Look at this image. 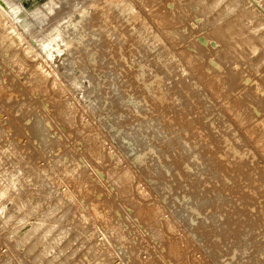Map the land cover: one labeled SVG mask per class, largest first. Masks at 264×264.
I'll list each match as a JSON object with an SVG mask.
<instances>
[{
  "label": "rangeland",
  "instance_id": "rangeland-1",
  "mask_svg": "<svg viewBox=\"0 0 264 264\" xmlns=\"http://www.w3.org/2000/svg\"><path fill=\"white\" fill-rule=\"evenodd\" d=\"M73 1L64 12L45 11L47 30L36 27L43 21L31 36L18 28L21 45L0 27V264H264V0H237L229 14L223 6L236 0L210 13L212 0H102L106 8ZM75 3L87 7L83 20L91 16V25L82 21L88 36L96 34L89 40L80 25L86 33L68 34L73 45L58 42L60 53L45 61L35 37L61 20L65 26L70 13L77 20ZM232 25L254 49L230 36ZM40 66L51 77L40 78ZM140 85L151 88L153 109ZM147 143L150 154L137 159ZM124 177L129 194L117 187ZM151 202L159 225L170 226L161 237L150 234L154 218L137 214Z\"/></svg>",
  "mask_w": 264,
  "mask_h": 264
},
{
  "label": "bare ground",
  "instance_id": "bare-ground-1",
  "mask_svg": "<svg viewBox=\"0 0 264 264\" xmlns=\"http://www.w3.org/2000/svg\"><path fill=\"white\" fill-rule=\"evenodd\" d=\"M65 1V0H64ZM67 1V0H66ZM65 1V2H66ZM75 1V0H74ZM74 1H73V3H74ZM85 1V0H84ZM93 1V0H92ZM112 1V0H111ZM123 1V0H122ZM203 1L204 0H199V3H203ZM220 1H222V0H212L211 1V6H210V8H207L206 9V12L207 13H210L213 9H214V7L216 6V5H218V3H220ZM65 2H61L63 5L65 4ZM79 2H80V0H79ZM90 2H91V0H90ZM99 2V0H97V3ZM101 2H102V0H101ZM103 2H105L104 0H103ZM101 3L102 4V7L104 6V4L105 3ZM109 2V1H108ZM107 2V3H108ZM121 1L119 0V2L118 3H120ZM125 2H127L126 0H125ZM130 2V1H129ZM133 2V1H132ZM55 3V5H56V3H58L57 2V0H56V2H54ZM54 3H53V0H45L43 3H41V4H38L37 6H32V7H30V6H24V4L22 3V1L21 0H18V1H14V0H0V27H2V29L4 28L6 31H7V33H6V38L8 39V41L10 40L13 44L14 43H21V36H22V34H23V32L21 31V34H19L18 33V28L19 29H21V30H24V32L25 31H27V34L29 35V33H28V31H30V28L32 29V32L33 31H35V28H32V25H33V23L35 22V23H42V21L44 22V19H45V21H46V24H47V21H48V19H49V21H51L50 20V18H48L47 19V17H50V16H47V17H45V15H48V14H46L45 13V11L47 10V11H50L51 9H52V7H53V10H54V8H55V10H56V8L57 7H59L60 9L62 8L61 7V5L59 6V5H57V7H55V5H54ZM85 3H88V1L86 2L85 1ZM95 3V2H94ZM110 3H112V2H110ZM116 3V2H115ZM115 3H113L112 5H113V7H115ZM118 3L116 4V5H118ZM131 3V2H130ZM237 3H238V1L236 0L235 2H232V1H230L228 4H225L223 7V9H225L226 10V13L227 14H229L231 11H233L235 8H236V5H237ZM60 4V3H59ZM68 4V3H67ZM71 4V3H70ZM78 5H76V3L74 4V11H76L77 12V15H78V19L76 20V18H73L72 19V14L70 13V14H68L67 15V17L65 16V20L67 21L66 22V25L65 26H63L62 27V25H61V27H59L60 26V23L61 22H63V20H61V22L59 23V26H58V23L57 24H53V26L51 27V28H48V31H47V34L46 35H44V34H42L40 37H39V35H38V39H36V37H35V43L36 42H38V46H39V48H40V51H41V53L43 54V57H44V59H45V61H47V60H50L51 61V59L53 60V58H52V53H53V51H57L58 53H60V51L59 50H55L58 46L56 45L58 42H60V43H62L65 47H66V49H67V46H69L70 44L71 45H73V43H74V41H73V37L74 36H72V38H71V36L69 37V36H67L68 34H71V32H72V35L74 34L73 33V31H75V33H78V32H80V31H78L77 29H80L81 30V26L80 25H83V27L84 28H86L85 26H84V24L83 23H90L91 22V19L89 20V22H87L86 20H87V18L89 17V15H88V17H86V20H85V22H83L82 23V21H84L83 20V18H85L84 17V15L86 14V11H87V7H83V8H86V10H78V8L79 7H77V6H79L80 5V7H82V5H83V2L80 4V3H77ZM100 4V5H101ZM109 4V3H108ZM122 4V3H121ZM121 4H119V5H121ZM128 4V3H127ZM135 3H133V5H134ZM141 4H143V1H141ZM107 5V4H106ZM111 5V4H110ZM125 4H123V5H121L122 7L121 8H124L125 9V6H124ZM131 5V4H130ZM132 5V6H133ZM65 7H67V6H71V5H64ZM95 6H96V3H95ZM97 6H98V4H97ZM124 6V7H123ZM72 7V6H71ZM71 7H69L70 9H71ZM105 8H106V6H104ZM110 7H112V6H110ZM51 8V9H50ZM96 8V7H95ZM128 8V7H127ZM126 8V11L127 10H129V9H127ZM90 9H91V6H90ZM94 9V8H93ZM120 9V7L118 8V10ZM57 10H59V9H57ZM56 10V11H57ZM135 10H136V8H135ZM93 11V10H92ZM103 11V10H102ZM101 11V12H102ZM123 10H121V13L122 14H124L123 12H122ZM25 13V14H27L28 16H27V18H25L23 21L22 20H19L20 19V14L21 13ZM52 12V11H51ZM61 12H64L63 11V8H62V11ZM106 12V11H105ZM104 12V13H105ZM118 12H120V11H118ZM133 11H131V13H132ZM68 12H67V10H66V14H67ZM104 13H103V15H104ZM131 13H129V14H131ZM137 13H139V11H137ZM136 13V14H137ZM52 14V13H51ZM60 14H62V15H64L65 13H60L59 12V15ZM88 14H91V12H90V10H89V12H88ZM135 14V13H134ZM101 15H102V13H101ZM102 15V16H103ZM106 15V14H105ZM104 15V16H105ZM138 15V14H137ZM140 15V14H139ZM61 16V15H60ZM127 16V12H126V14H125V17ZM135 16V15H134ZM44 17V18H43ZM129 18H130V16H128ZM127 17V18H128ZM64 18V17H63ZM89 18H91V16L89 17ZM129 18H128V20H129ZM140 18V17H139ZM103 20H104V18H103ZM53 21H55V20H53ZM101 21V20H100ZM140 21V20H139ZM22 22V24H20ZM93 22V21H92ZM82 23V24H81ZM106 23V22H105ZM18 24V25H17ZM46 24H45V22H44V24L42 23L41 25H39V24H36V27L38 26H40L39 27V31H40V29H41V26L43 27L44 25H45V27H46ZM52 24V23H51ZM50 24V25H51ZM63 24V23H62ZM87 24V25H88ZM102 24V23H101ZM104 24V23H103ZM143 24H144V22H143ZM232 24H233V22H232ZM241 23H239V21H238V18L237 17H235L234 18V24L233 25H236V26H239ZM35 25V24H34ZM89 25H91V24H89ZM88 25V26H89ZM94 25V24H93ZM92 25V26H93ZM145 25V24H144ZM233 25H232V28L231 29H229L230 30V36H232V35H234V37L236 38V39H238V41H239V43L240 44H242L245 48H249L250 47V49L252 50V49H254V46H252V44H249V41H250V39H248V34L247 35H245L244 33H243V31L241 30V28H239L238 27V29L237 30H235V28L233 27ZM79 26H80V28H79ZM104 26H105V24H104ZM141 26V25H140ZM47 27H50L49 25H47ZM47 27H46V29L45 30H47ZM83 27H82V29H83ZM101 27H103V26H101ZM106 27V26H105ZM144 27V26H143ZM216 27V26H215ZM89 28H90V26H89ZM88 28V29H89ZM92 28V27H91ZM91 28H90V30H91ZM144 28H146V27H144ZM34 29V30H33ZM38 29V28H37ZM99 29V28H98ZM98 29H96V32H97V30ZM139 29H141L142 30V27L141 28H139ZM139 29H137V31H138V33H139ZM148 30H149V28H147ZM250 29V28H249ZM248 29V30H249ZM90 30H89V33L91 34V32H90ZM93 30V29H92ZM109 29L107 28V30H106V32L104 31L103 32V34L105 33V35L107 34V31H108ZM38 31V30H37ZM37 31H35L36 33H38ZM42 31V30H41ZM77 31V32H76ZM82 31V30H81ZM83 31L85 32V30L83 29ZM82 31V32H83ZM95 31V28H94V30H93V32ZM98 31H100V30H98ZM102 31H103V29H102ZM136 31V32H137ZM143 31V30H142ZM146 31V30H145ZM31 32V33H32ZM84 32H83V34H84ZM87 32V33H86ZM86 37H89L90 39L89 40H91V37L93 36V35H95V34H93V35H90V36H88V31H87V28H86ZM133 32H134V30H133ZM144 32V31H143ZM26 33V32H25ZM100 33V32H99ZM98 33V34H99ZM111 33V32H110ZM137 33V34H138ZM146 33H148L147 31H146ZM145 33V34H146ZM150 33H152V32H150ZM1 34V33H0ZM26 34V35H27ZM79 34V33H78ZM139 34H141V33H139ZM157 34V33H156ZM32 35V34H31ZM31 35H29V36H31ZM36 35V34H35ZM112 35V34H111ZM148 35H149V33H148ZM76 36V35H75ZM80 36V35H79ZM97 37L98 36H101V34L100 35H96ZM107 36V35H106ZM142 36H143V33H142ZM147 36V35H146ZM157 36V35H156ZM1 37V36H0ZM81 37V36H80ZM84 37H85V35H84ZM83 36L81 37V39H82V42H83V40H84V42H83V44L85 43V41H87L86 43L88 44V38H84ZM140 37H141V35H140ZM148 37V36H147ZM151 37V36H150ZM160 37V36H159ZM29 38V37H28ZM94 38H95V36H94ZM94 38H92V39H94ZM154 38V37H153ZM152 38V39H153ZM31 39H33V38H31ZM96 39V38H95ZM155 39H156V37H155ZM158 39V38H157ZM161 39H163V38H161ZM2 40V39H1ZM34 40V39H33ZM37 40V41H36ZM9 41V42H10ZM155 41V40H154ZM81 42V41H80ZM82 42H81V45H82ZM89 42H91V41H89ZM141 42H142V38H141ZM149 42V41H148ZM156 42V41H155ZM162 42H163V40H162ZM19 43V44H20ZM34 43V42H33ZM85 43V44H86ZM18 44V45H19ZM77 44H78V42L76 43V46H77ZM85 44H84V46H85ZM97 44V43H96ZM151 43H149V45H150ZM153 44H154V42H153ZM152 44V45H153ZM21 45V44H20ZM81 45H80V48H82L81 47ZM89 45V44H88ZM36 46H37V44H36ZM146 46H148V44L146 45ZM256 46V45H255ZM72 47V46H71ZM79 47V46H78ZM95 47V46H94ZM156 47V46H155ZM154 47V48H155ZM26 48V47H25ZM25 48H23V49H25ZM76 48V47H75ZM153 48V47H152ZM22 49V50H23ZM77 49V48H76ZM76 49L74 50V48H73V50H72V52L73 51H75L76 52ZM78 50H79V48H78ZM69 51V50H68ZM71 51V50H70ZM86 51V50H85ZM231 51H235V48H232L231 49ZM32 52V51H31ZM41 53L39 54V55H41ZM65 53H67L66 51H65ZM70 53L71 52H69V55H70ZM87 53V52H86ZM29 54V53H28ZM68 54V53H67ZM75 54V53H74ZM79 54V53H78ZM88 54H89V52H88ZM38 55V54H37ZM58 55H60V54H58ZM72 55V54H71ZM91 55V54H90ZM54 57H55V55H54ZM60 57V56H59ZM43 58H41V60H42ZM55 59V58H54ZM64 59V58H63ZM62 60V59H61ZM67 60V59H66ZM65 60V61H66ZM45 61H42V62H44L43 64H46L47 62H45ZM55 61V60H54ZM64 61V60H63ZM67 62V61H66ZM50 63H52V62H50ZM60 63V62H59ZM70 62H68L67 64H69ZM72 63V62H71ZM56 64V63H55ZM61 64V63H60ZM127 64V63H126ZM54 65V64H53ZM128 65V64H127ZM50 66H52V64L50 65ZM54 66H57V65H54ZM143 67V66H142ZM38 68V67H37ZM43 68H45V67H43V66H40L39 67V69H38V73H39V77L40 78H48V77H51V73L48 71V70H43ZM48 68L50 69L51 67H49L48 66ZM55 68V67H54ZM144 68V67H143ZM68 69V68H67ZM83 70L81 69V71L80 72H82ZM140 71H142V70H140ZM52 72V71H51ZM70 72V71H69ZM85 72V71H84ZM56 75H58L57 74V70H56ZM59 73V72H58ZM65 73V72H64ZM66 73H67V70H66ZM65 73V74H66ZM140 73V72H139ZM143 73V72H142ZM52 74L54 75V72H52ZM63 74V72H61L60 73V75H62ZM81 74V73H80ZM55 75V76H56ZM137 75H141L140 76V83L142 84V82H145V81H141V77H144V76H142L143 74H137ZM154 76L156 77L155 79L157 80V75H153L151 78L153 79L154 78ZM62 77V76H61ZM63 77H64V75H63ZM62 77V79L64 80L65 78H63ZM66 77H68V75L66 76ZM81 77H82V75H81ZM84 77H85V75H84ZM136 78V77H135ZM158 78H159V76H158ZM68 79V78H67ZM74 79V78H73ZM78 79H80V78H78ZM78 79H76V80H78ZM83 79V78H82ZM82 79H81V81H82ZM47 80V79H46ZM49 80V79H48ZM51 80V79H50ZM59 80V82H60V79H58ZM135 80H137V79H135ZM142 80H144V79H142ZM155 80V81H156ZM44 81V80H43ZM65 82H67L66 80H64ZM112 81V80H111ZM150 81V80H149ZM153 81V80H152ZM154 81V82H155ZM158 81V80H157ZM45 82V81H44ZM53 82V81H52ZM74 82H76V81H74ZM73 82V83H74ZM79 82H80V80L78 81V84H79ZM89 82V81H88ZM91 82V81H90ZM89 82V83H90ZM112 82H114V83H116L115 81H112ZM147 82V81H146ZM145 82V83H146ZM151 82V81H150ZM159 82H161L160 80H159ZM58 83V82H57ZM71 83V82H70ZM89 83H88V86H89ZM113 83V85H115ZM156 83V82H155ZM54 84V83H53ZM72 84V83H71ZM152 84V82L151 83H149L148 85H151ZM63 85V84H62ZM67 86H69V84L67 83L66 84ZM75 85H77L76 83H75ZM80 86L82 85V82H81V84H79ZM100 85V84H99ZM103 85V84H102ZM109 85V84H108ZM112 84L110 85V87L111 86H113ZM132 85V84H131ZM130 84H129V86H131ZM136 85H137V83H136ZM156 85H160L159 83L158 84H156ZM53 86V85H52ZM57 86V85H56ZM64 87H67V86H65V85H63ZM116 86H117V84H116ZM116 86H114L113 88L115 89L116 88ZM134 86V85H133ZM142 88H144L143 90H144V92L147 94V98H148V100L149 101H147V102H149L150 103V105H152L153 106V104L155 103L154 102V100H155V96H151V95H149L148 94V92H150L149 90H151V88L150 89H148V87H146L147 85H144V87H143V85H140ZM99 87V86H98ZM101 87H104V85L103 86H101ZM109 87V88H110ZM118 87V86H117ZM140 87V91H141V88ZM52 88V87H51ZM79 88V87H78ZM108 88V87H107ZM132 88V87H131ZM156 88H157V86H156ZM71 89V88H70ZM75 89V88H74ZM80 89V88H79ZM83 89V88H82ZM148 89V90H147ZM68 90V89H67ZM72 90V89H71ZM157 90H159L158 88H157ZM74 91V90H73ZM71 92V93H74V92ZM78 91V89L75 91V92H77ZM80 91H84V90H81L80 89ZM143 92V93H144ZM81 93L82 92H80V95H81ZM141 95H142V93H141ZM144 95V94H143ZM84 96L86 97V95L84 94ZM82 97V96H81ZM80 97V98H81ZM157 97V96H156ZM88 98V96L85 98L86 99V101L89 99H87ZM144 98H145V95H144ZM81 99H83V98H81ZM146 99V98H145ZM73 100V99H72ZM84 100V99H83ZM66 101V100H65ZM76 101V100H75ZM95 101V100H94ZM93 101V102H94ZM141 101H143V99L141 100ZM156 101V100H155ZM77 102V101H76ZM91 102V101H90ZM154 102V103H153ZM66 103V102H65ZM78 103V102H77ZM88 103H89V101H88ZM67 104V103H66ZM134 104V103H133ZM137 104V103H136ZM67 105H69V104H67ZM74 105L75 104H73V107H74ZM93 105H95V104H93ZM93 105H91V106H93ZM88 106V105H87ZM90 106V107H91ZM135 106V105H134ZM77 107V106H76ZM86 107V106H85ZM89 107V108H90ZM137 107V109H138V106H136ZM135 107V108H136ZM155 106H153L152 107V109L154 108ZM94 108L95 107H93L92 109L94 110ZM72 110H73V108H71ZM70 109V110H71ZM88 109V108H87ZM132 109H133V106H132ZM76 110V109H75ZM91 109H88V111H90ZM69 111V110H68ZM87 111V112H88ZM132 111V110H131ZM134 111H136V109H134ZM138 112H137V114H139V110H137ZM133 112V111H132ZM85 113H86V110H85ZM91 113V112H90ZM135 112H133V114H134ZM88 114V113H87ZM133 114H132V116H133ZM42 115H44V114H42ZM130 116V115H129ZM44 117V116H43ZM44 118H46V117H44ZM43 118V120L42 121H44L45 119ZM237 119H238V117H236ZM46 120H48V119H46ZM145 120V119H144ZM143 120V121H144ZM152 120V119H151ZM151 120L149 121H147L148 123H149V125H148V127L149 126H151ZM142 121V120H141ZM141 121H140V123H138V124H141ZM240 121V120H239ZM145 122V121H144ZM41 123V122H40ZM43 123V122H42ZM144 126H142V125H140V127L142 126L143 127V129H144V127H146V125H147V123L145 124H143ZM142 127H141V129H142ZM42 128V127H41ZM130 128H131V126H130ZM149 128H151V127H149ZM149 128H148V130H149ZM40 129V128H39ZM146 129H147V127H146ZM37 128H36V132H37ZM38 133V132H37ZM126 133V132H125ZM39 134V133H38ZM46 134H48V131H47V133ZM145 134H146V132H145ZM41 135V134H40ZM44 135V134H43ZM142 135H143V133H142ZM46 136V135H45ZM48 136V135H47ZM46 136V137H47ZM140 136H141V133H140ZM143 136H146V135H143ZM46 137H45V140H46ZM142 137V136H141ZM49 138V137H48ZM122 139V138H121ZM125 138H123L122 139V141L124 140ZM49 140V139H48ZM47 140V141H48ZM127 140V139H126ZM140 140V139H139ZM128 141V140H127ZM126 141V142H127ZM125 142V143H126ZM182 143H185V142H182ZM187 144V143H186ZM146 145H148V143L146 144ZM145 145V146H146ZM149 145H150V143H149ZM148 145V152L146 151V149H143V150H140V151H143L144 152V156H143V154H140L139 153V155H138V157H137V159H142L143 157H146V154H150L149 153V151H151L150 150V148H152V145L151 146H149ZM183 145V144H182ZM181 145V146H182ZM229 146V145H228ZM127 147V146H126ZM186 147V145H184V147L183 148H185ZM187 147H188V145H187ZM227 147V146H226ZM128 148H129V146H128ZM233 148V147H232ZM229 148H227V150H228ZM236 149V148H235ZM227 150H225V151H227ZM230 150V149H229ZM128 151L130 152V148L128 149ZM127 151V152H128ZM145 151L147 152V153H145ZM128 152V153H129ZM232 152V151H231ZM243 152V151H242ZM153 153H155L156 154V151L155 152H153ZM226 153H228V152H226ZM233 153H235L234 152V150H233ZM236 153H237V151H236ZM133 154H134V151H133ZM154 154V155H155ZM243 154V153H242ZM153 155V154H152ZM156 155H158V154H156ZM132 156V155H131ZM149 156L150 155H148V158H149ZM224 156V155H223ZM236 156L238 157V155L236 154ZM245 156V155H244ZM150 157H152V156H150ZM153 157H156V156H153ZM158 157V156H157ZM226 157V156H225ZM231 157H232V155H231ZM236 157V158H237ZM159 159H160V157H158ZM144 159V158H143ZM146 159V158H145ZM155 159V158H154ZM157 159V158H156ZM233 159V158H232ZM151 160H153V158L152 159H150V161ZM143 161V160H142ZM147 161H148V159H147ZM153 161H155V160H153ZM157 162V161H156ZM159 162V161H158ZM159 164V163H158ZM157 164V165H158ZM160 165V164H159ZM162 166H163V164H161ZM162 166H158L157 167V170H158V168L159 167H162ZM156 167V166H155ZM161 169V168H160ZM162 169H164V168H162ZM166 171V170H165ZM148 172H149V170H148ZM150 172H152V171H150ZM149 172V173H150ZM153 173V172H152ZM152 173H151V175H152ZM147 174V173H146ZM154 174V173H153ZM155 176V175H154ZM152 177H153V175H152ZM149 178H150V176H149ZM8 179V178H7ZM6 181H9L8 182V184L10 185V184H12V183H14V178H9L8 180H6ZM119 185L117 186L118 188H119V190H120V193H122V194H126V191H127V193L129 194V189L127 190V185H128V183H127V180H126V177H124L123 178V181H116ZM13 185V184H12ZM166 186H167V184H166ZM163 187H164V184H163ZM170 188V187H169ZM162 190V189H161ZM168 191H169V194L171 193L170 191L171 190H168L167 189V187H165V189H164V191L162 190V195H161V199L164 201L169 195H168ZM161 192V191H160ZM159 192V193H160ZM1 193V192H0ZM172 195H174V194H172ZM160 196V195H159ZM176 196V195H175ZM160 199V200H161ZM177 199V198H176ZM185 199V198H184ZM161 200V201H162ZM167 200V199H166ZM172 200V199H171ZM175 200V199H174ZM56 207V206H55ZM191 207V206H190ZM194 208V207H193ZM192 209V208H191ZM192 210H194V209H192ZM192 210H191V212H192ZM50 211V210H49ZM197 211V210H196ZM188 212H189V208H188ZM198 212V211H197ZM195 214V216H196V218L198 217V215H199V213H196L195 212V210L191 213V214ZM137 214L138 215H140V216H142V217H147V218H154V220H155V222L159 225V221L158 220H156V217L158 216V207H157V205L155 204V202H151V203H147V204H143L142 206H140V207H138L137 208ZM189 214V213H188ZM193 214V215H194ZM192 215V216H193ZM117 217V216H116ZM119 218V217H118ZM193 219L194 218H192L191 220L193 221ZM188 220H189V218H188ZM191 220L189 221V223L191 222ZM194 220H197V219H194ZM85 221V220H84ZM195 222V221H194ZM191 225H192V223H190ZM33 227L34 226H32L31 227V229H33ZM31 229L26 233V234H29L30 232H31ZM168 230H170V226H169V224H167V223H161L158 227H155V228H153L151 231H150V234L151 235H157V236H159V237H161L162 235H165L166 234V232L168 231ZM189 231V230H188ZM51 233V229H50V226H49V228H47L46 229V232L45 233H43L42 235H48V234H50ZM30 235H31V233H30ZM29 236V235H28ZM43 236V237H44ZM62 236V235H61ZM190 236V235H189ZM43 237H40V238H43ZM55 237H57V235H55ZM195 237V236H194ZM38 238V237H37ZM51 238V237H50ZM61 239V238H60ZM45 240V239H44ZM48 240V239H47ZM53 240V239H52ZM59 240V239H58ZM57 240V241H58ZM43 241V240H42ZM56 241V240H55ZM41 242V241H40ZM60 242V241H59ZM50 243H52V242H50ZM47 246H48V243H47ZM47 246H45V250H44V252L43 253H41V254H43V255H47L46 254V249L48 248ZM64 246V245H63ZM62 246V247H63ZM120 246V245H119ZM169 249H170V251H172V253L174 254L176 251V245L175 244H171V242L169 243ZM50 247V246H49ZM61 247V246H60ZM124 247V246H123ZM122 247V248H123ZM54 248V247H53ZM121 248V249H122ZM67 248L65 247L64 249H61L60 250V252H62V253H65V250H66ZM120 250V249H119ZM124 250V249H123ZM50 251V250H49ZM54 251V250H53ZM55 251L57 252V250L55 249ZM118 251V250H117ZM205 251H208V249L207 250H205ZM210 251V250H209ZM208 251V252H209ZM59 251H58V253H60ZM125 252V255H127L126 254V251H124ZM213 252V251H212ZM123 253V252H122ZM54 255V254H53ZM214 256V255H213ZM217 257H218V255H217ZM230 258H232V257H230ZM126 260V259H125ZM215 263V262H214ZM227 264H228V262H227Z\"/></svg>",
  "mask_w": 264,
  "mask_h": 264
}]
</instances>
